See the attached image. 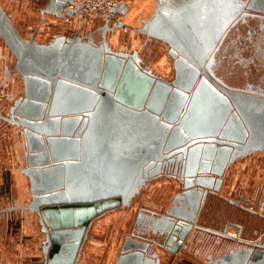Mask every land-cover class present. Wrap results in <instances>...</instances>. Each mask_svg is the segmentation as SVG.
<instances>
[{
    "label": "water",
    "instance_id": "1",
    "mask_svg": "<svg viewBox=\"0 0 264 264\" xmlns=\"http://www.w3.org/2000/svg\"><path fill=\"white\" fill-rule=\"evenodd\" d=\"M204 1L164 7L139 29L170 44L175 32L185 40L175 45L182 57L174 63L171 83L142 69L136 55L114 51L106 43L98 46L59 33L48 43L41 42L37 32L24 37L0 3V38L15 58L14 71L23 80L24 93L0 118L22 129L27 147L23 174L32 201L21 208L40 218L46 264H75L90 222L107 211L128 210L154 163L190 144L194 146L186 153L179 207L166 215L140 213L136 219L139 223L145 216L151 233L169 235L165 249L177 254L193 228L190 201L214 187L208 182L213 178L205 174L223 176L236 160L264 152L263 96L216 87L205 79L191 88L193 66L203 67L191 54L207 46L187 41L194 32L207 38L208 29H194L179 16L200 11ZM68 3L71 0H49L45 12L71 18L76 12ZM212 4L209 0L208 6ZM229 7L226 0L224 8ZM125 11L120 6L114 12ZM12 209L0 210V215ZM238 228L237 238L227 236L226 228L222 238L249 248L232 251L222 263L264 264V235L245 240L242 226ZM134 242H126L116 264H149L148 244Z\"/></svg>",
    "mask_w": 264,
    "mask_h": 264
},
{
    "label": "flooded vegetation",
    "instance_id": "2",
    "mask_svg": "<svg viewBox=\"0 0 264 264\" xmlns=\"http://www.w3.org/2000/svg\"><path fill=\"white\" fill-rule=\"evenodd\" d=\"M208 1H204L205 6L200 11L194 10L190 12V15L184 13L179 16L182 17V23L189 20L194 29L200 28L201 31H204V28L208 29L206 31L208 33L207 38L200 39L201 36L199 35L201 34L194 32V38L192 37L190 41H187L192 45L204 44L207 46L206 50L204 49L196 55L191 54L194 58L196 57L203 62V67L193 66L195 70L193 71L194 81L191 84L192 90L202 79H205L216 87L217 85H225L231 89L249 91L264 97V0H228L230 7L227 10L224 8L226 0H211L213 2L212 6H208ZM31 2L39 9L41 21L36 29L31 28L26 34L20 31L24 37L29 38L37 32V38L43 43H48L53 35L59 33L66 38L81 37L86 42L91 40L98 46L106 43L114 51L124 52L131 56L136 55L142 69L151 71L154 76L170 83L176 77L174 63L176 59L182 57L175 45L180 46L185 40L180 38L179 33L175 32L174 36L171 37L172 43L170 44L163 38L147 37L139 32V29L143 27L145 21L163 10L164 7L176 8L184 2H189V4H193L192 6L197 4L196 0H138L132 4L128 0L125 5V13H120L118 23L114 25L108 19L97 16H93L87 21L80 19L77 22H71L70 18L66 16L57 17L45 12L49 6V0H31ZM0 3L16 25L15 13L12 10H16L17 0H0ZM226 11L229 13L228 16ZM48 15L57 18L59 24H46L44 20ZM181 19L176 21L179 23ZM223 26L224 28H222ZM42 33L46 36H40ZM166 67L169 70V72L167 71L168 75L162 73V69L165 71ZM14 69L15 58L0 38V114L2 116H7L8 105H13L15 100L24 95L23 80ZM192 94L189 93L188 95V104L192 100ZM1 123L6 124L8 129H11L14 134H19L22 138L21 147H23L24 163L16 169L23 173L26 166L27 147L24 137L21 135L22 129L2 118H0ZM178 123H175L174 126ZM193 141L192 139L190 142ZM189 145L185 148V151L180 150L177 152V149H174L164 153L165 158L154 163L148 172V177L140 194L133 200L132 206L128 209V211H131L138 206L132 230L125 235L121 250L127 241L148 244L146 254L151 260L149 264H224L222 260L232 251L237 252L249 248L245 244L222 238L221 234L225 228L227 229V236L234 238L239 236L240 229L238 227L241 225L233 219L237 214H240L245 220L250 218L249 214L257 216L259 223L254 231L257 236L264 235V211L257 210L254 206L247 208L235 198V190L234 193L229 195L228 190L223 192L224 187L230 186L233 182V174L242 163H249L256 159L264 160V152H258L244 159L236 160L228 165L223 176L205 174L213 178L211 182L210 180L208 182L213 184L214 187L206 188L200 192L199 200L195 198L190 201L191 205L188 210L193 212V228L177 254L165 249L169 235L153 234L147 229L145 216H151L150 212L157 215H166L172 208L179 207L178 198L185 191L184 165L187 159L186 153L194 146ZM205 168L207 167L205 166ZM213 168L211 169L213 170ZM230 179L232 182H230ZM161 186L174 189L173 195L165 200V204L160 203L159 200L158 204L152 202L151 199H144L150 189ZM31 201L32 195L26 203L16 206L17 210H21L23 213L27 212L34 217L36 223V233L27 236L21 233L22 240L19 247L24 248V252H26L23 264H46V257L43 252L46 234L43 232L40 218L35 212L21 208L29 205ZM225 204H228V209L223 208ZM121 211L124 210L107 211L90 222L76 255L75 264L85 263V251L96 235L94 231L97 223L103 218H110L111 215ZM140 213L146 215L140 217L139 223H137L136 219L139 218ZM222 219H224V222H222ZM222 223L225 226L223 229ZM257 238L244 239L254 241ZM25 239L35 240L37 243L28 246ZM38 248L40 252L36 256L35 251ZM121 250L111 264H116Z\"/></svg>",
    "mask_w": 264,
    "mask_h": 264
},
{
    "label": "rangeland",
    "instance_id": "3",
    "mask_svg": "<svg viewBox=\"0 0 264 264\" xmlns=\"http://www.w3.org/2000/svg\"><path fill=\"white\" fill-rule=\"evenodd\" d=\"M137 1L138 0H130L129 3L132 4ZM38 10L37 6L32 4L31 0H17L16 10L12 11L15 13V23L23 34H26L31 28L36 29L38 27L41 21ZM44 21H46V24L50 23V25L59 24L57 18L50 15H48ZM56 30L58 29L56 28ZM40 36L46 35L42 33ZM162 71L164 75H168V68L165 69V71L162 69ZM21 145V136L16 133L14 134L11 129L6 127V124L1 123L0 210L7 208L15 209L6 211L0 215V244H2V242H4V244L6 243L8 247L13 248L14 252H16V248L20 246L22 240L21 233L26 236L36 233L35 218L27 212L23 213L16 208V206L26 203L31 196L28 178L16 169L24 163L23 147H21ZM251 168L247 169L248 171L244 173L239 172L240 170L237 172L235 171L233 175L234 177L235 175L239 176L238 182L242 179L253 181L256 175L251 171ZM230 182H232L231 179ZM173 190L163 186L152 188L147 192L144 199H151L152 202L158 204L159 201H161L160 203L165 204V200L171 198L173 195ZM137 211L138 206L131 211L124 210L117 212L111 215L110 218L108 217L109 220L106 217L100 220L95 227L94 233L96 235L85 251L84 264H111L112 260L121 250L125 235L129 234L132 230ZM25 241L28 246L37 243L35 240L25 239ZM39 250V248L36 249V255L39 254ZM27 254L29 253L27 252Z\"/></svg>",
    "mask_w": 264,
    "mask_h": 264
},
{
    "label": "crops",
    "instance_id": "4",
    "mask_svg": "<svg viewBox=\"0 0 264 264\" xmlns=\"http://www.w3.org/2000/svg\"><path fill=\"white\" fill-rule=\"evenodd\" d=\"M259 163V164H258ZM252 167V168H251ZM255 173V178L253 181H248V179L239 180L238 175H235L233 182L231 185H227L224 187L223 192L227 191L228 195L234 193L235 190V198L241 201L247 208L254 206L257 210L264 211V160L256 159L251 162L242 163L238 169L239 172H246L247 169H250ZM236 171V172H237ZM225 207V208H224ZM228 204L223 205L224 209H228ZM232 209V207H231ZM249 219H244L240 214L234 216V220L237 221L238 224L242 226V236L243 238H257V234L255 233V228L258 227V218L255 215L249 214ZM224 222V219H222ZM224 224L222 223V229L224 228ZM239 229V228H238ZM231 230V229H230ZM235 230V229H234ZM237 230V229H236ZM2 242V241H1ZM12 249V250H11ZM24 248L17 247L16 252L13 251V248L8 247L6 243L2 242L0 244V264H23V258L26 256V252H24ZM37 253H35L36 255ZM37 256V255H36Z\"/></svg>",
    "mask_w": 264,
    "mask_h": 264
},
{
    "label": "built area",
    "instance_id": "5",
    "mask_svg": "<svg viewBox=\"0 0 264 264\" xmlns=\"http://www.w3.org/2000/svg\"><path fill=\"white\" fill-rule=\"evenodd\" d=\"M127 2L128 0H71V3L67 4V8L76 12L70 18L71 22H77L80 19L87 21L93 16H97L108 19L111 24L116 25L120 12L114 11L120 6H125Z\"/></svg>",
    "mask_w": 264,
    "mask_h": 264
},
{
    "label": "bare ground",
    "instance_id": "6",
    "mask_svg": "<svg viewBox=\"0 0 264 264\" xmlns=\"http://www.w3.org/2000/svg\"><path fill=\"white\" fill-rule=\"evenodd\" d=\"M234 234V233H233ZM235 235V234H234Z\"/></svg>",
    "mask_w": 264,
    "mask_h": 264
}]
</instances>
